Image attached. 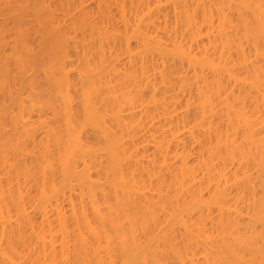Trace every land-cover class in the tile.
Returning <instances> with one entry per match:
<instances>
[{
	"label": "bare ground",
	"instance_id": "bare-ground-1",
	"mask_svg": "<svg viewBox=\"0 0 264 264\" xmlns=\"http://www.w3.org/2000/svg\"><path fill=\"white\" fill-rule=\"evenodd\" d=\"M0 264H264V0H0Z\"/></svg>",
	"mask_w": 264,
	"mask_h": 264
}]
</instances>
